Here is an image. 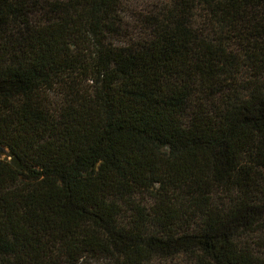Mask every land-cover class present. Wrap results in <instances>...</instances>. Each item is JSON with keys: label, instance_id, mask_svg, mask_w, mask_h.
Returning a JSON list of instances; mask_svg holds the SVG:
<instances>
[{"label": "trees", "instance_id": "trees-1", "mask_svg": "<svg viewBox=\"0 0 264 264\" xmlns=\"http://www.w3.org/2000/svg\"><path fill=\"white\" fill-rule=\"evenodd\" d=\"M0 0V264H264V0Z\"/></svg>", "mask_w": 264, "mask_h": 264}, {"label": "rangeland", "instance_id": "rangeland-1", "mask_svg": "<svg viewBox=\"0 0 264 264\" xmlns=\"http://www.w3.org/2000/svg\"><path fill=\"white\" fill-rule=\"evenodd\" d=\"M170 0H123L121 7L122 28L119 40L145 38L149 33V24L167 7ZM0 157H6V150L0 148ZM112 264V263H111ZM151 264H185V257L173 260H157Z\"/></svg>", "mask_w": 264, "mask_h": 264}, {"label": "water", "instance_id": "water-1", "mask_svg": "<svg viewBox=\"0 0 264 264\" xmlns=\"http://www.w3.org/2000/svg\"><path fill=\"white\" fill-rule=\"evenodd\" d=\"M1 149H3L1 146H0Z\"/></svg>", "mask_w": 264, "mask_h": 264}]
</instances>
